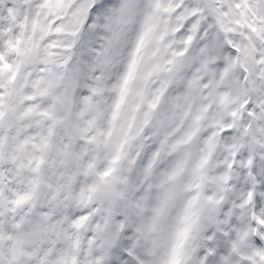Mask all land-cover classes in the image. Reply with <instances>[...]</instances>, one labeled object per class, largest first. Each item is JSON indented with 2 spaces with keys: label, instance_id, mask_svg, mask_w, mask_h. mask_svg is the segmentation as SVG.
<instances>
[{
  "label": "snow or ice",
  "instance_id": "obj_1",
  "mask_svg": "<svg viewBox=\"0 0 264 264\" xmlns=\"http://www.w3.org/2000/svg\"><path fill=\"white\" fill-rule=\"evenodd\" d=\"M0 264H264V0H0Z\"/></svg>",
  "mask_w": 264,
  "mask_h": 264
}]
</instances>
